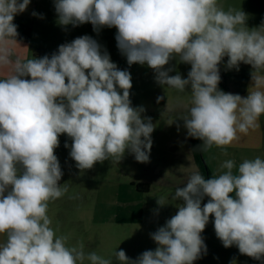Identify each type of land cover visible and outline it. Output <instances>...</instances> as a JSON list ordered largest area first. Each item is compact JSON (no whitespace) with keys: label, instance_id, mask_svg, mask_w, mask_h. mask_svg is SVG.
<instances>
[{"label":"clouds","instance_id":"1","mask_svg":"<svg viewBox=\"0 0 264 264\" xmlns=\"http://www.w3.org/2000/svg\"><path fill=\"white\" fill-rule=\"evenodd\" d=\"M30 3L0 0V66L11 69L0 78V235L6 236L0 264H112L82 244L67 246V237L50 226L49 202L68 191L55 155L59 136L72 140L64 146L82 172L120 161L126 152L148 162L155 126L143 106L132 105L131 73L89 35L59 45L51 56L13 59L7 45L18 43L14 19ZM54 8L62 27L91 23L97 33L115 27L129 66L147 65L160 86L189 91L191 107L180 120L187 136L202 141L201 151L226 148L260 127L264 23L248 28L245 12L225 11L217 0H54ZM224 57L229 69L251 65L247 97L219 89ZM174 59L191 66L186 78L170 75ZM221 168L208 179L196 172L177 187L178 211L150 233L155 250L131 259L121 249L115 252L119 264H194L207 253L201 234L210 217L223 247L236 246L264 264V159H245L238 168L228 159ZM157 204L166 205L164 198Z\"/></svg>","mask_w":264,"mask_h":264},{"label":"rangeland","instance_id":"2","mask_svg":"<svg viewBox=\"0 0 264 264\" xmlns=\"http://www.w3.org/2000/svg\"><path fill=\"white\" fill-rule=\"evenodd\" d=\"M217 3L225 11L245 12L248 17L246 25L250 29L264 23V0H217ZM35 6L43 18H40L41 24L33 34H24V29L21 30L23 33L19 36L26 38L22 54L27 55L21 60L51 56L59 45L89 35L101 45L102 50L110 54L112 62L119 69L131 73L132 105L143 106L146 109L143 115L150 117L155 126L148 162H137L132 154L126 152L120 161L112 158L82 172L69 156L70 147L64 146L65 143L70 146L72 140L66 134L60 135L55 155L63 171L61 186H66L68 191L61 198L49 202L47 214L52 221L50 226L57 236L67 237V246L78 247L82 244L86 253L94 251L110 259L112 264H119L115 252L121 249L129 258L136 259L146 250H155L157 244L150 233L176 214L180 202L172 199V196L177 187H183L197 169L191 153L190 137L180 120L191 107V94L189 91L182 93L168 86H160L155 81L154 71L147 65L129 66L126 57L117 48L115 27H103L98 33L93 31L91 23L62 27L57 23L54 0H39ZM12 55L13 59L18 57ZM227 59L224 57L219 65L225 84L226 81L233 82L230 73L237 71L226 67ZM169 66L175 69L170 75L178 71L185 78L191 67L175 59L170 61ZM246 66L241 63L239 69ZM161 96L164 99L157 103V97ZM216 150L212 147L202 151V156L210 171L218 176L225 171L221 164L226 159L223 160ZM234 161L237 168L243 162ZM145 184L149 187L146 188ZM161 197L166 204L163 207L157 204V199ZM206 202L204 199L202 204ZM213 220L214 217H210L201 234L207 245V253L194 264H251L250 257L241 255L236 246L223 247L215 235ZM254 263L262 264L257 260Z\"/></svg>","mask_w":264,"mask_h":264},{"label":"crops","instance_id":"3","mask_svg":"<svg viewBox=\"0 0 264 264\" xmlns=\"http://www.w3.org/2000/svg\"><path fill=\"white\" fill-rule=\"evenodd\" d=\"M38 1L39 0H31L28 9L15 17L14 23L18 25L19 35L20 33H23L21 31L22 29H24V34H33L35 28H37L38 25L40 26L41 19L38 16L32 15L34 11L36 13L38 12L35 6ZM19 35L17 37V41L20 45L18 43L9 42L7 46L11 50L12 54H16L18 57H20V59H22V57L25 56L22 54V46L24 45L26 38ZM0 70V78H5L11 71L10 67L6 66H0ZM251 72V65H247L245 68H240L239 71L230 73L233 82L227 83L226 81V92L247 97L248 89L252 85L250 76ZM259 122V128L249 130L247 134H239V139L234 141L232 145L227 146L226 148H218L213 146L215 149H217L216 152L222 156L223 160L234 159L244 161L245 159H254L256 157L264 159V115L260 117ZM196 172H198V168L196 169L195 173ZM5 239L6 236L0 235V242H3Z\"/></svg>","mask_w":264,"mask_h":264},{"label":"trees","instance_id":"4","mask_svg":"<svg viewBox=\"0 0 264 264\" xmlns=\"http://www.w3.org/2000/svg\"><path fill=\"white\" fill-rule=\"evenodd\" d=\"M219 89L223 90L224 92H226V90H227L225 81L223 80L222 77H221V82L219 84ZM190 145H191V150H192V156H193L195 164L198 168V172L203 174L205 179L211 178V176L214 174L210 171V169L208 168V166L204 162V159L202 156V151L199 149V146L201 145V140L190 137ZM145 186H146V188L149 187L148 184H145ZM138 189H139V187H138ZM205 199L208 200L207 197H205ZM250 261H251V264H255L254 259H252L251 257H250Z\"/></svg>","mask_w":264,"mask_h":264}]
</instances>
